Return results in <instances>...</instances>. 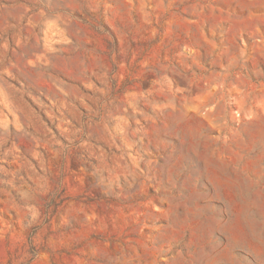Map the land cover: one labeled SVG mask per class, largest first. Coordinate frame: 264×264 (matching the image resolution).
Wrapping results in <instances>:
<instances>
[{"label":"rangeland","instance_id":"obj_1","mask_svg":"<svg viewBox=\"0 0 264 264\" xmlns=\"http://www.w3.org/2000/svg\"><path fill=\"white\" fill-rule=\"evenodd\" d=\"M0 264H264V0H0Z\"/></svg>","mask_w":264,"mask_h":264}]
</instances>
